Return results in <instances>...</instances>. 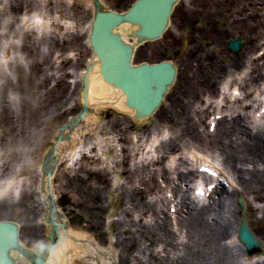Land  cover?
<instances>
[{
    "label": "bare ground",
    "instance_id": "obj_1",
    "mask_svg": "<svg viewBox=\"0 0 264 264\" xmlns=\"http://www.w3.org/2000/svg\"><path fill=\"white\" fill-rule=\"evenodd\" d=\"M102 1L106 6H109L105 0ZM134 1L135 0H130V3ZM90 3L91 0H85L86 6L89 7ZM188 5L190 6H184V4H182V12H184L185 17H180L179 20L173 19L171 21V26H174L175 30H179L178 32H187L191 27L190 24L194 22H201V24L204 22H211L213 25L199 33L197 38L206 40L213 52L209 55L201 53L199 57L195 56L194 62H190V56H188L189 61L188 59L186 60L185 57L184 59L180 58L179 63L174 62L177 68L174 85L172 89H169L171 92L165 94V105L152 114L153 123H155L154 125L157 127L165 126L171 129L177 141L185 140V143L193 144L203 149H218L224 156V165L226 169L231 170L235 175L238 184L242 188L243 194L254 195L255 198L259 199L264 198V132L250 134L239 123L235 122L233 125L223 126L215 138L203 139L199 132L197 133V123L194 120V103L197 102L198 97L207 92H216V86L219 84L221 77L230 73L231 70H238L244 63L245 51L253 44L257 43L260 38H262V35H264V0H189ZM29 7L32 6L26 0H11L1 14L16 16L19 15L23 9ZM76 7L78 9L80 8L78 5ZM110 8L112 9L113 7ZM91 11L90 9V13L89 10L86 12L88 13V17L83 22L84 28L86 27L83 37L85 40L89 30V21L92 16ZM57 14H59V17L62 19H65L68 28L73 26L72 20L75 21V17L72 19V17L64 15L61 11H57ZM133 29L134 27L124 24L119 28L123 36L125 32L130 34ZM169 34L172 38V33L169 32ZM78 35L77 32H71L69 43L75 42ZM182 37L185 41L186 36L183 35ZM238 37L243 38L244 42L240 53L238 55L231 54L234 56H230L229 54L225 56L222 55L221 52L225 53V51L222 50V46L226 44V41ZM131 39L132 38H128L129 41H131ZM52 41L49 40L48 42L52 43V47L54 46L55 50H62L61 47L58 48L55 41ZM167 41L168 40H165L164 43ZM26 47L27 46L23 45L22 51L26 49ZM141 53L142 52L137 51L134 54L132 62L142 61L143 57L146 55L142 56ZM190 53L191 51L189 54ZM214 53L219 57H213ZM220 57L224 59L225 62L217 59ZM136 58L138 59L136 60ZM38 59L34 58V56L28 59L26 68L15 65L14 74L12 76H6L0 85L1 134H6L11 140L28 143L32 132L39 134L42 132V135L46 136L48 132L46 125L52 127L53 120L62 119L65 115H73L79 110V108L62 110L64 105L63 99L67 94L68 86L63 84L61 80L54 79V87L48 86L47 83V85H45L46 91H42L40 95L36 94V91L33 89L34 84H43L47 78L46 74H43V71L51 67L46 61L39 62ZM67 61V59L63 60L65 67L68 64ZM82 70L83 69L80 68V71ZM79 74V71H77L74 75L76 81L80 79ZM258 81H264V64L255 67L250 76L249 82L255 83ZM74 86V89H77L79 83L77 85L76 82ZM54 88H56V95L55 97L52 95V101L50 102L51 106H49V93ZM9 93H13L12 95H14L15 98L11 99ZM120 93V91L106 84L96 72L89 86V101L98 106H95L89 117L72 130L70 139H80V136H85L88 139L95 138V145L101 155L105 158L108 157L111 152L108 148V142H110L108 135L110 132H108L109 126L105 125L103 122L105 119L104 114L108 110L101 104L112 103L114 106L113 114L120 111L119 116H122L121 113L130 116L131 111L126 108ZM195 116H198V114ZM118 118L120 117L112 118L114 120L110 122L111 125L109 129L121 135L118 141H123L121 142V144L123 143L121 148L122 155L125 156L128 150L131 151L136 149L140 151L142 149L141 144H139L141 137H138V133L141 134L139 136L151 135V131L154 130H151V127H147L140 132L132 127V125L122 120L123 118ZM3 130H5V133H3ZM52 130L54 131L53 128ZM127 131H132L133 138H137L136 143L131 147H128L127 144L129 143L125 136V132ZM64 133L65 131L63 134ZM69 143L72 142H70L68 138V140L64 139L60 141L57 145L59 158H55V163L63 155V153H61L63 150L64 153H67L72 147L70 146L72 144ZM130 143H132V141ZM176 145L172 144V140H170L167 144L165 143V145H162V147L164 146L166 149L171 150L175 149ZM124 162L125 161H123L121 165H123ZM121 165L119 163V166ZM246 165H251L252 167L243 168V166ZM119 166L117 167L115 164V166H113L115 172H110V174H112L115 181L116 179H127L126 184H129L128 188L124 187V189H119V186L109 185L106 179L98 177L97 180H95V183H97L95 191L87 194L89 196L83 194V198L79 200L78 203L85 204L87 202V209L95 213L106 211L107 207V213L110 214V216L115 212V204L119 205L120 202L123 205L129 204L131 212L144 211L148 206V202L145 198L151 193L153 187H155L154 185L152 186L151 183H155V173H149L148 180H146L144 168L124 169V167L121 166L123 168L121 169ZM5 170L10 171L9 167L2 166L0 170L1 176L10 174L4 173ZM188 175L190 178L191 175ZM88 177L90 178L89 172ZM188 177L184 176V178ZM135 181L139 182L136 183ZM87 190L89 191V189ZM103 192H107L109 196L104 198ZM223 193L229 197L227 192L220 190L219 198L217 199L219 203L216 211H214L215 207H211L212 209L209 208L208 210L209 205L208 207L198 210H191L192 208L185 205L189 207L187 208L188 212L186 217L181 218L180 221L184 227L188 228L191 238H194L195 241L192 239L193 244L189 246L187 256L181 258L178 264H237L234 259L235 256L228 251L227 247H223L219 244V239L221 237H227L232 230L236 232L240 212L237 210V207H235L237 210L235 211V209L232 208V204L235 203V198L238 195L242 196V194L235 191L234 197L230 195V198H223L225 196ZM84 197H88L89 201H86ZM102 200L107 202L108 206L104 207L102 205ZM124 200L127 201L124 202ZM227 201H229V207L225 204ZM225 207L227 211L224 210ZM206 209L208 211H206ZM206 212H212L213 215L220 217L209 221L206 218ZM8 215H11V208L0 205V217L8 218ZM39 218H41V215ZM161 220V224H157L156 230H150L145 227L146 225H139L134 221L127 222L125 225L119 227L124 229L119 236L122 234H126L127 236L123 238V241L117 238L115 243L123 245V250L129 253L134 243L137 241V238L147 240L149 237L153 238L154 235L158 234L169 241L171 238V231L168 228L166 217ZM117 224L120 225L121 223L118 222ZM108 225L111 229L112 224L109 223ZM69 226L71 233L77 237L76 243L71 242L62 230L61 243L53 249L47 264H71L75 258L82 259L85 257L91 260L93 259L97 264H112L111 255L114 252V242L109 234L108 240L102 246H99L96 242H93L96 237L94 238L92 234L83 232L81 226L72 222ZM132 227L136 228V230H132ZM31 229L33 233L36 232L35 227L32 226ZM19 238L21 244L29 248L30 236L24 237L22 235ZM35 238L39 239V236ZM205 238L209 243L211 242L214 247H201L200 241ZM40 239L42 241L44 240V238ZM217 239L218 243H216ZM98 253H100V255H98ZM16 264H27V262L17 258ZM262 264H264V260Z\"/></svg>",
    "mask_w": 264,
    "mask_h": 264
},
{
    "label": "rangeland",
    "instance_id": "obj_2",
    "mask_svg": "<svg viewBox=\"0 0 264 264\" xmlns=\"http://www.w3.org/2000/svg\"><path fill=\"white\" fill-rule=\"evenodd\" d=\"M29 2V4H31L32 7H30L31 13L34 11H41L43 12L45 15L48 16H52L53 9L55 10H61L63 11L64 15L70 16V17H75L76 20V25L78 26V28L82 26V23L84 22V20L86 19L87 13L85 12V6L83 5V7L81 6L79 9L76 7V4L81 5V3L83 4L85 0H77L75 2V5L73 6L71 3H68V0H50L51 3L49 5L48 0H26ZM111 7L115 8V9H123L125 8L129 3L130 0H105ZM6 6L7 5V0H0V9L2 8V6ZM29 8V9H30ZM182 7L180 8V10L178 9L175 14L173 15V19L174 20H179L180 17H185L184 12H182ZM3 12V11H2ZM182 13V14H181ZM58 24H63L59 19H57ZM196 25V27H195ZM213 24L211 22H204L203 24H201V22H196L194 25H191L189 32L186 33L185 32H178L179 30H169L172 33V38L169 34V31L163 36L162 39L158 40V41H154V42H148L145 43L143 45H141L138 49V51L142 52L141 55L145 57H143L142 61H147V62H153V61H158L161 59H171L173 61H175L176 63H179V59L182 58L184 59L186 57V60L189 58L188 56H190V62H194V58L195 56L199 57L201 53H205V54H211L212 48L211 46L207 43L206 40L203 39H198L197 35L203 31H205L208 27H211ZM65 26V24L63 25ZM172 29V28H171ZM46 30V29H45ZM70 29L64 27L61 31H58L56 29H52V28H48V30L46 31H39V33H34V32H30V33H25V31H23V28L19 25L18 20L16 21V18L14 16H10V15H3L0 13V49H5L11 56V61L8 63H2V51H0V85L2 84V82L4 81L6 76H12L14 74L15 71V65H20L22 68H26V62L28 61V59H30L31 57L34 56V58H39L38 61L42 62V61H46L47 63H49V65H51V67L46 68L45 71H43V74L47 76L46 80L43 82V84H39L36 83L33 86L34 91H36L37 95H40L42 93V91L45 90V85H47V83H49L52 85L53 82L50 80L49 76L53 75V73L55 74L56 71L51 70V68L53 67L54 69L56 68V65L54 63L55 58H53V55L56 51L54 49V46L52 47V43H49L48 41H55L56 44L58 45V48H62V50H60L61 52H64L63 57H66V52L69 49V47H72L73 45L75 46L74 48L77 49V55L73 58V60L71 61V63L73 64L72 68L71 67H67L65 68V72L67 71V75L64 76L63 80H61L63 82V84H67V79L69 77H71V75L73 74V72L78 69L79 67H82L84 65V60L86 59V53H87V49L83 46V44L78 41V39L73 42V43H69V38H70ZM75 30V29H74ZM82 32H84L83 30L81 31V29H79V35L82 34ZM182 33V35H181ZM183 35H186V40H183ZM18 38V39H16ZM79 38H82L81 36ZM240 39L243 38L239 37ZM17 40H19L17 42ZM25 40H28L29 45L26 47V49H24L23 52L22 49H20L21 45H19L20 43L26 42ZM165 40H168L166 43ZM52 41V42H53ZM206 41V42H205ZM17 42V43H16ZM185 42V46H183ZM244 45V42H243ZM242 45V46H243ZM254 47V45L251 46V48H249L247 51H245L248 54L251 52V49ZM73 49V48H71ZM222 50L225 51L221 52L222 55H226L229 54L230 56H234L231 55L233 53L229 52L226 49V45L222 46ZM191 51V53L189 54V52ZM27 53V54H26ZM240 53V51L238 53H236V55H238ZM244 53V52H243ZM29 55V56H28ZM213 57H219L218 55H215ZM75 58H77V62L78 64L75 65ZM138 58H136L137 60ZM188 59V61H189ZM219 61H224V59L217 58ZM17 62V63H16ZM225 62V61H224ZM16 63V64H15ZM54 64V65H53ZM61 66V65H59ZM232 71V70H231ZM235 70H233L232 72H234ZM49 75V76H48ZM225 76H223L224 78ZM222 78V77H221ZM49 79V81H48ZM40 82V81H39ZM46 91V90H45ZM171 92V91H170ZM49 93V92H48ZM13 93H9L10 97L13 99L15 98L14 95H12ZM50 100H48L49 102V106H51V101H52V95L53 97H55L56 95V88H54L50 93ZM200 95V94H199ZM213 95V94H212ZM68 98V96H67ZM65 98V99H67ZM198 99H200V97H198ZM197 99V100H198ZM196 106L198 107L199 103L198 101L195 102ZM165 104H163L160 108H162ZM112 110L106 111L104 116V124L108 125L110 127L111 125V121H113L114 119L112 118H116V117H120L122 120H124L125 122L129 123L132 125V127H134L135 129L139 130L140 132H142V129H146L147 127H151V130H155L157 129L158 131L160 130L161 126L157 127L155 126L153 122L151 123H147V125L144 126H136L134 125L132 122H130V119H128L127 117H123V116H119V115H115L111 112ZM113 115H112V114ZM118 118V119H120ZM55 121V120H54ZM109 122V123H107ZM57 123V122H56ZM55 122H53V126L50 127V125H46L47 127V135L44 136L42 135V132L36 133V132H32L31 136H30V141L27 142H20L18 140H11L6 134L0 135V167L1 166H7L9 167L10 171H6L4 173H10L12 174L13 172L15 173H19V174H24L25 176L30 177V182L31 185H33L34 180L36 179L35 175H36V171H35V166H33V162L35 160H38L39 157V153L40 151L43 150V147L45 146V144L48 142V140L50 139L51 131L52 128H54V126H58L59 124H61V120L59 121L58 124H56ZM107 126V127H108ZM108 127V130H109ZM165 127V126H164ZM118 129V128H117ZM35 131V130H33ZM111 131V130H110ZM109 131V132H110ZM156 131V130H155ZM3 133H5V130H3ZM129 132H126V137L127 139H129ZM50 134V135H49ZM141 135V134H139ZM173 140L172 144L176 145V148L174 150H177L179 147H186L187 149H190L191 147H193L192 149L202 152V153H209V154H213L210 150L204 149L201 150L198 146H194L192 144H187L185 143V140L182 141H177L174 138V134L172 136ZM144 139V138H143ZM46 141V142H45ZM45 142V144H44ZM39 144V145H37ZM129 156V152H127V157ZM125 159V162L123 165H121L122 167H124V169H130V168H134L137 167L138 165H140V161L138 164H135V162H130L128 163V159L129 157ZM164 160L165 158L158 164H161V168L164 165ZM120 163V162H118ZM129 164V165H128ZM119 166V164H118ZM121 166H119L120 168H122ZM150 167H154L149 165V169ZM123 169V168H122ZM147 171L149 170L146 167ZM153 171V170H150ZM158 172V171H157ZM227 173L232 174L231 171L226 169ZM7 174V175H10ZM79 176H75L74 178L69 179L66 184L64 182V184L61 187V192H63V197L59 203L60 207L63 208L64 212L66 213V215L69 217L70 221L74 224H78L79 226H81V230L90 234H94L97 236L96 241L100 244H103L106 239L107 236L105 234V230L104 228H101V222L103 219L104 214L97 212L95 213L92 210H88L86 207V204H81L78 203L79 200H81L83 198V194H86L85 196H89L87 194L94 192L95 191V186H97L96 184H93L92 180L95 181L97 180L98 177L100 178H104L106 179L110 185H117L119 186V189L124 187H128L126 185V180L125 178H122L121 180L117 179L116 181L114 179L111 178L110 173H108L106 170H102L100 173H96V174H91L90 178L85 175L84 172L80 171L78 172ZM157 176H159V174H156ZM131 176V175H130ZM168 176V172L166 174V177ZM133 177V175H132ZM131 177V178H132ZM82 179V181H81ZM146 179V178H145ZM158 180L160 179L159 177L157 178ZM113 180V181H112ZM162 180V179H161ZM161 180H159V185L162 183ZM152 186L154 185L156 188L152 191V193L147 197V200L150 201V198H152L153 195H155L156 190L159 188V186L157 185L158 182L156 180V183L151 182ZM150 184V183H149ZM143 188V187H142ZM89 189V191L87 190ZM163 188L160 187V191L162 193ZM30 193H27L25 198L22 200V202L20 204H18L15 207L11 208V216H16V219H21L22 222L24 221H28V224L23 232L22 235L24 237L30 236V243L33 244L34 239L36 237V235L38 236V232L36 230L35 233H33L32 225L34 224V222H36V218H37V213L39 211V207H38V203L35 201V196L33 191L30 188ZM105 192H103V196L105 197ZM246 199L248 200H252L253 198L251 196L245 195ZM217 196L214 197V200H216ZM230 198V196L228 197ZM84 199L86 201L88 200V197H84ZM127 200H124V202H126ZM75 203L76 205L72 204ZM101 202V201H100ZM256 201H254V203H252V208H255L256 206ZM121 203V202H120ZM226 206L229 207V201H227ZM102 205L105 206V202L104 200H102ZM217 205V201H214L212 203L211 207H215L214 211L217 210L218 206ZM29 206L31 207V209L29 208ZM126 206H129V204H126ZM210 207V208H211ZM125 208V205H123L122 203L120 205H118V213L117 215L114 217V222L117 221L118 219L121 220V224L117 225V227H120L121 225H125L127 222H131L134 221L136 223H138L139 225L144 224L143 221L146 224V228L150 229V230H156L157 228V224H148L147 221L144 220L143 217H138L135 214H139L142 213L143 211L140 212H136L133 213V216H125L124 214H121L122 210ZM154 209V204H151L150 210L147 209L148 211H151V209ZM130 209L127 207L126 210ZM212 209V208H211ZM124 210V211H126ZM226 210V207L224 209ZM219 212V211H217ZM123 213V212H122ZM255 213V210H254ZM227 214V212H226ZM143 216V215H140ZM211 217L213 215H210ZM220 216H218L219 218ZM262 220H264V217L262 218ZM258 221V219H255V223ZM99 224V226H98ZM98 226V227H97ZM132 230H136V228L132 227ZM254 230L257 232L258 236L261 238L262 242H264V237L262 238L260 235H264V224H260L258 225V223L256 225H254ZM117 233H119L117 231ZM40 235H42V230L40 231ZM174 236L171 233V241L172 238ZM222 238V237H221ZM161 239H164L163 236L161 235H154L153 238L149 237V239L144 240V239H140L137 238V241L134 243L133 247H132V252L128 255V252L125 253L124 251H122V254L124 256V258H126V264H178L180 260L173 259V254H174V250H172L171 248L168 247V244L166 242H164L163 244L166 246L167 250L165 251V256L161 257L159 255V253L156 252V247L157 245L160 244V242L162 241ZM192 239L195 241L194 238H190V244L193 241ZM228 241V238L225 239V242ZM216 242V241H215ZM218 243V239L217 242ZM196 244V243H195ZM219 244L222 245L220 243V239H219ZM228 245L224 244L228 251H230V253L234 254L233 256L235 261H236V255L240 254V246L236 245L235 243H227ZM200 246H204L208 248H212L214 247L211 242L209 243L208 240L203 239L200 241ZM223 246V245H222ZM123 258V259H124ZM244 263V261L242 262Z\"/></svg>",
    "mask_w": 264,
    "mask_h": 264
},
{
    "label": "water",
    "instance_id": "obj_3",
    "mask_svg": "<svg viewBox=\"0 0 264 264\" xmlns=\"http://www.w3.org/2000/svg\"><path fill=\"white\" fill-rule=\"evenodd\" d=\"M175 1L138 0L128 11L117 13L105 9L99 1L95 0L90 33L93 60L89 62L88 70L84 76L82 98L85 108L78 117V121L85 117L87 106H89L87 91L95 67H98L107 83L123 92L125 104L134 111L136 119L147 121L150 118L151 113L162 102L164 94L172 85L176 69L170 61L151 65L147 63L133 65L131 60L135 45L127 42L116 27L126 23H130L132 27L136 25V28L128 34L134 39V43L154 39L162 33L168 24L169 14ZM137 14H139L138 19L136 18ZM240 45L239 40L228 42V47L233 51H238ZM55 154L54 148L52 155ZM52 224L55 234L57 233L59 236L56 222L53 221ZM64 231H67L66 228ZM247 232L243 226L244 240L251 247L253 246L252 238ZM54 246L55 244L52 242L48 245L39 244L36 247L37 254H29L20 248L17 238L14 237L9 246L0 247V264H14L11 256L13 249H18L25 256L31 257L33 263L40 264L47 261L45 253L53 249Z\"/></svg>",
    "mask_w": 264,
    "mask_h": 264
},
{
    "label": "snow or ice",
    "instance_id": "obj_4",
    "mask_svg": "<svg viewBox=\"0 0 264 264\" xmlns=\"http://www.w3.org/2000/svg\"><path fill=\"white\" fill-rule=\"evenodd\" d=\"M203 171H205V172H210V170L207 169V168L203 169ZM211 174H212V175H215V173H211ZM211 188H212V185H209L208 190L210 191ZM203 191H204L203 189H197V192H198V194H200V195H203Z\"/></svg>",
    "mask_w": 264,
    "mask_h": 264
},
{
    "label": "clouds",
    "instance_id": "obj_5",
    "mask_svg": "<svg viewBox=\"0 0 264 264\" xmlns=\"http://www.w3.org/2000/svg\"><path fill=\"white\" fill-rule=\"evenodd\" d=\"M4 193L3 192H0V195H3Z\"/></svg>",
    "mask_w": 264,
    "mask_h": 264
}]
</instances>
